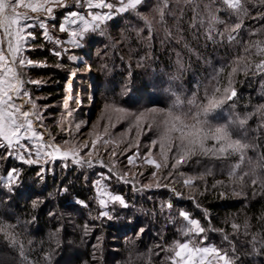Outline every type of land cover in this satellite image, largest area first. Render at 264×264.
Segmentation results:
<instances>
[{
    "label": "trees",
    "instance_id": "obj_1",
    "mask_svg": "<svg viewBox=\"0 0 264 264\" xmlns=\"http://www.w3.org/2000/svg\"><path fill=\"white\" fill-rule=\"evenodd\" d=\"M207 3L209 0H195V4L177 5L171 0V14H166L162 25L156 13L160 0H148L146 6L111 27L121 45L111 43L105 51L92 52L95 47L89 42L80 53L87 56L99 80L110 78L112 84H117L118 89L124 87L128 93H148L150 102L141 108L167 110L179 96L180 110L187 111L193 107L188 101L206 103V94L211 95L216 86L223 89L230 71L228 66L238 55H243L240 44L213 43L205 38L204 28L190 27L195 14L193 8L198 6L197 11H202ZM214 7L226 8L220 0ZM249 8L251 15L264 11L259 0L255 7L249 5ZM217 15L229 24L236 22L226 11ZM223 27L217 25L218 30ZM262 28L264 21L246 19L238 40H264V32L256 31ZM166 29L171 36L166 34ZM251 32L256 34L250 35ZM36 47L29 56L47 66L27 69L23 76L26 81L32 77L41 78L42 82L25 86L34 100L42 97L36 100L49 107L48 114L59 116L54 105L66 97L65 87L77 67L67 57L53 55L56 48L40 38L36 39ZM261 58L264 57L254 56L253 60L258 62ZM222 68L224 73L218 74ZM169 81L173 83V89H169L171 96L166 93L157 97L155 90H163L162 84ZM233 87L236 97L225 101L208 119L213 124H228L235 116L253 114L244 129L232 125L234 138L242 137L254 145L237 169L238 175L249 173L243 181L236 178L230 181L227 176L239 163L238 154L217 159L197 151L173 169L178 176L177 191L188 201L178 202L177 196L165 189L150 193L152 199H140L123 190L130 210L115 211V217L99 223L89 218V213L94 215L95 193L91 181L70 168L68 162L64 165L56 162L52 171L40 176L34 169H27L20 178L21 184L7 190L11 194H6L5 199L0 196V221L15 226L24 251L21 254L19 247L0 233V261L4 264H170L168 257L174 254L170 249L176 242L189 239L181 232L187 223L179 215L184 211L206 229L208 241L219 249L226 248L235 257V264H264V119L256 111L264 105V74L238 73ZM100 92L107 95L110 91L103 88ZM115 92L118 96L120 91ZM222 94H217L218 98ZM211 144L209 141L208 146ZM0 161L4 164L3 159ZM188 177L195 180L193 184H184ZM253 179L257 180L256 184L252 183ZM217 181L224 184L213 187ZM27 183L29 189L25 187ZM186 188L195 189V194L188 195ZM169 203L171 208L167 207ZM85 204L87 208L82 206ZM204 211L211 213L210 221ZM233 224L239 225V229H233Z\"/></svg>",
    "mask_w": 264,
    "mask_h": 264
},
{
    "label": "snow or ice",
    "instance_id": "obj_2",
    "mask_svg": "<svg viewBox=\"0 0 264 264\" xmlns=\"http://www.w3.org/2000/svg\"><path fill=\"white\" fill-rule=\"evenodd\" d=\"M170 2L171 0H160V4L156 8L159 22L162 25L165 23L166 14H171ZM175 2L177 5L180 3L195 4V0H175ZM141 3L142 0H127V3H125V0H119L120 6L116 7L107 0H95V2L94 0H72L71 4L67 3L66 0H0V148L5 149L4 153H0V158L7 159L13 153H16L19 160L31 165L37 163L42 155L51 156L52 152H61L60 147L45 142L43 133L36 130L35 122L42 121V116L37 110L36 101L25 85H39L41 81H26L23 78V69L47 65L33 61L24 55L25 51L32 50V46L28 43L29 39H36L35 34L29 29L41 28L44 38L60 46L64 42L59 38L53 40L47 28V21L54 18L52 5L69 9L64 16V22L59 25V31L62 33L68 32V26L82 25L79 31L73 28L69 33L72 38L70 43L80 47L84 35L99 28L104 21L111 19L114 12L134 10ZM216 3L217 0H209V3L203 5L202 11H197L198 6L194 7L195 14L190 27L194 29L198 26L204 28L205 38L213 43L235 42L243 48V55H238L228 66L230 71L227 73L226 86L223 89L216 86L211 95L206 94V103L196 104L195 100L188 101V104L193 105V107H190L187 111L180 110L182 101L177 96L171 108L167 110L154 109L153 113L161 118L163 125L159 141L161 155L166 158L165 150L171 152L173 148L176 149L173 168L185 163L197 151L204 155L214 156L217 159L238 154L239 163L227 172V176L230 181L233 178L243 181L249 173L245 172L238 175L237 169L244 162L247 150L254 147V145L245 142L242 137L234 138L232 125L244 129L253 114L244 117L235 116L228 124H213L208 117L220 108L225 101L236 97L237 92L233 87V83L234 77L238 73H243L245 76L264 74V58L259 59L258 62L253 60L254 56L264 57V40H248L245 42L238 40L245 20L264 21V11L258 10L256 15H251L249 5L255 7L256 0H220V4L225 5L226 8L214 7ZM259 3L264 5V0H259ZM81 6L88 9L86 15L71 10L73 7L79 8ZM92 9H107L108 11L93 12ZM221 11H226L229 16L235 17L236 22L229 24L225 19H222L217 15ZM217 25H223L224 27L222 30H218ZM256 31L264 32V28ZM166 34L171 36L167 29ZM255 34L256 32L250 33V35ZM62 51H67V49H53L52 54L61 57ZM224 71L225 69L222 68L218 74L224 73ZM221 92L223 94L218 98L217 94ZM116 111L124 112L125 110L116 109ZM256 111L264 119V105L259 106ZM79 127L80 125H77V128ZM22 141H36L37 143L32 145L22 143ZM209 141L212 142L210 147L208 146ZM92 144L94 148L96 141H93ZM87 146V144L84 145V147ZM34 148L36 159L32 158ZM45 148H51L52 152L42 151ZM63 155L67 158L69 153L64 152ZM89 155H91V152H89ZM73 162L81 163L78 159H74ZM84 162L89 165L92 163L91 160ZM146 162L155 164L157 168L160 167L154 160L147 159ZM129 163H133V157H129ZM208 174H211V172ZM18 179L19 172L17 169L13 168L7 173L6 186L9 190ZM200 179H203V176ZM184 183L188 185L192 184L193 181L188 179ZM252 183L256 184L257 180L253 179ZM217 184L222 185L224 181H217L213 187ZM109 195L111 201H118L122 206L127 207L121 196ZM100 205L106 207L107 202L101 199ZM167 207L171 208L172 205L169 203ZM100 215L111 218L106 211H102ZM179 215L187 222L181 229L182 235L189 239L184 242H176L174 247L170 249L174 253L168 257L170 264H221V262L222 264H235V257L230 256L227 251L214 245L205 246L204 242L207 237L202 234L205 233L206 229L200 226L199 221L191 219L189 214L184 211H181ZM232 227L233 229H239L237 224H233ZM14 228V225H8L0 221V233H3L11 244L19 247L21 254H23V245L18 240V234L15 233ZM197 237L200 238L198 241ZM225 239H227V236H225Z\"/></svg>",
    "mask_w": 264,
    "mask_h": 264
},
{
    "label": "rangeland",
    "instance_id": "obj_3",
    "mask_svg": "<svg viewBox=\"0 0 264 264\" xmlns=\"http://www.w3.org/2000/svg\"><path fill=\"white\" fill-rule=\"evenodd\" d=\"M147 1L142 0V3L134 10L114 12L111 19L104 21L99 28L84 35L80 47L70 43L72 38L69 33L73 28L79 31L82 25H70L68 26V32L62 33L59 31V25L64 22V16L69 9L52 5L54 18L47 21L49 34L53 37V40L59 38L63 41L62 45L58 46L49 42L44 38L42 35L43 30L39 27L29 29L35 34L36 39L40 38L51 47L57 50L67 49V51H62L61 56L67 57L77 68L74 69L75 72L69 77V82L65 87L66 97L54 105L60 112L59 116L48 114L46 110L49 107L38 104L39 102L36 100L42 99V97L35 98L37 110L42 116V121L35 122L36 130L43 133L45 142L60 147L61 152H52L51 148H45L42 151L52 152V155H42L37 163L31 165L19 160L16 153H13L7 159L0 158V160H4V164L3 161H0V196H4L3 199L6 198V194H11L6 186L7 173L11 169L15 168L19 172V179L13 183V187L21 184L20 178L27 169H34L36 174L40 176L45 171H52L56 162L63 165L68 162L70 168L77 169L80 174H83L84 178L91 181L90 186L95 193L92 198L94 215L89 213V218L95 221L99 220V223L109 218L101 216L102 211L108 212L110 217H115L117 214L114 213L115 211L130 210L127 209L129 206L126 196L122 192L123 190L131 191L140 199L147 197L152 199L150 193L165 189L176 195L178 202L188 201L186 197L177 191L179 184L176 179L178 176L173 172L174 168L172 167L175 162L176 149L173 148L171 152L165 150L166 158L161 155L159 141L163 125L161 118L153 113V110L163 109L159 107L141 108L150 102L148 93L138 92V95L128 93L124 87L118 89L117 84H112L110 78H107V81L99 80L87 56L80 53L87 48L89 42H92L95 47L91 50L92 52L94 50L105 51L111 43L116 46L121 45L119 41L115 40L111 27L114 23L126 19L127 15L136 13L141 7L146 6ZM66 2L71 4L72 0H66ZM107 2L113 3L116 7L120 6L119 0H107ZM125 3H127V0H125ZM71 10L78 11L81 15H86L88 11L83 6L73 7ZM91 11L107 12L108 10L92 9ZM36 39H29L28 43L32 46V50L25 51L24 55L33 61L45 64L43 61L29 56L30 52H35L37 49ZM94 56L96 57L95 53L92 57L94 58ZM29 68L32 67L24 68L23 73L27 72L26 70ZM28 80L42 82L41 78L30 77ZM172 84H170V81L162 84V87L167 88L160 91L155 90V95L158 97L162 94H169L170 90L173 89ZM157 86L159 87L160 84ZM26 88L28 89V87ZM103 88L110 92L107 95L103 94L104 92H100ZM116 90L120 91L118 96H116ZM169 95L171 96V94ZM137 104L141 106L137 108ZM116 109H124L125 111L119 112ZM77 125H80V127L77 128ZM52 126L54 131H51ZM93 141H96L94 148ZM22 143L35 145L37 142L22 141ZM85 144L88 146L84 147ZM0 151L4 153L5 149L0 148ZM64 152L69 153L67 158L64 157ZM89 152H91V155H89ZM129 157H133V163L131 164L129 163ZM32 158L36 159L35 148L33 149ZM74 159L80 160L81 163H74ZM147 159L154 160L160 167L157 168L155 164L147 163ZM87 160H91L92 163L90 165L85 163L84 161ZM154 173L155 175H153ZM41 178L43 179V177ZM188 179L195 181L190 177ZM29 185V183H27V186L25 185L26 189H29ZM185 192L193 196L196 191L195 189L186 188ZM109 194L121 196L127 207L122 206L118 201H111ZM101 199L107 202L106 207L100 205ZM189 200L191 201L192 198ZM82 206L88 207L86 204ZM203 214L210 221L211 213L204 211ZM200 226L203 227L201 223ZM202 235L207 236L206 231ZM209 241L207 238L204 242L205 246H215L212 241ZM224 251H226V248ZM0 264L4 263L0 261Z\"/></svg>",
    "mask_w": 264,
    "mask_h": 264
}]
</instances>
